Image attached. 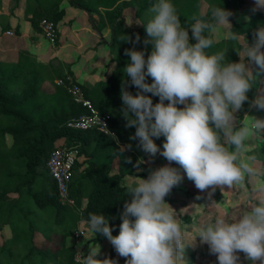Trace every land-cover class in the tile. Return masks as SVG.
<instances>
[{
	"label": "clouds",
	"instance_id": "1",
	"mask_svg": "<svg viewBox=\"0 0 264 264\" xmlns=\"http://www.w3.org/2000/svg\"><path fill=\"white\" fill-rule=\"evenodd\" d=\"M260 10L264 0H255L252 11ZM148 13L150 18L142 23L143 44L152 50L147 58L145 51L135 47L125 50L130 62L123 69L121 115L127 128L136 129L130 139L138 140L137 146L149 157L159 154L168 164L150 171L147 179L127 183L132 199L124 202L118 235H113L104 214L89 213L85 223L111 243L125 264H178L188 243L175 210L165 200L184 178L172 163L183 169L199 191L210 189L209 196L217 188L224 192L243 186L246 179L258 175L251 163L255 157L245 160L241 153L251 130L264 131V119H255L250 128L246 121H237V113L248 101L257 75L264 73V26L253 32V44L246 40L241 49L234 48L240 61L232 62L226 50L209 51L222 26L227 27L231 41H240V33L232 30L231 11L214 6L210 18L194 15L187 28L171 0H157ZM189 30L196 43L190 42ZM121 41L135 45L141 38L137 34L133 41L125 34ZM253 64L257 73L250 67ZM130 85L136 87L135 95L128 91ZM251 106L264 110V95ZM161 137L162 149L155 142ZM252 191L254 199L237 218L218 216L200 228L197 237L208 245L217 264H241L240 253L251 264H264V183ZM100 251L89 245L84 264H117L111 258L98 259Z\"/></svg>",
	"mask_w": 264,
	"mask_h": 264
},
{
	"label": "trees",
	"instance_id": "2",
	"mask_svg": "<svg viewBox=\"0 0 264 264\" xmlns=\"http://www.w3.org/2000/svg\"><path fill=\"white\" fill-rule=\"evenodd\" d=\"M12 1L20 3L22 0ZM65 2L88 14L102 15L101 22L111 31L108 46L116 54L114 69L105 81L87 85L76 80L70 66L66 72L59 70L48 75L51 62L42 63L27 51L21 52L16 62L0 61V264H75L77 249L67 245V239L77 230L79 222L87 221L89 213L107 216L114 229L113 235H118L124 202L132 199L126 191L124 179L135 177L134 169H143V160L148 157L137 146L139 141L130 139L135 127L125 126L126 121L121 115V85L126 79L123 69L130 62L125 50L135 47L138 51H145V58L151 53V45L145 49L143 44L146 31L142 23L150 18L148 9L157 0H24V17L32 31L42 34L44 19L53 21L58 27L66 14ZM171 2L185 28L193 22L194 15L202 14L203 2L208 7L204 15L206 19L210 18L214 6L231 11L232 30L239 32L250 45L254 43L253 32L262 26L263 16L258 19L256 13L249 22L238 21L245 0ZM125 4L139 7L137 18L142 24L139 30L127 25L122 13ZM3 30L21 34L19 25L11 30L7 24ZM125 34L133 41L139 34L141 42L134 45L121 41ZM191 35L189 30L190 42L196 43ZM215 41L210 52L226 50L228 61L238 60L234 48H242L241 39L239 42L230 39ZM69 75L82 87L94 106L110 116L115 136L96 128L77 130L68 127L71 119L86 112L66 87L56 84L57 80ZM48 82L54 85L53 91L43 90ZM147 82L152 83V78L148 77ZM253 89L254 85L247 93L248 101L243 109L248 107ZM128 91L134 95L137 93L136 87L131 85ZM152 99L154 103L159 102L158 97ZM244 114L245 111L239 114L241 120ZM63 146L79 152L69 190L75 205L61 202L57 183L48 168L52 153ZM116 161L117 172L113 173ZM5 227L10 236L3 238ZM106 241L99 234H95L92 240L94 244ZM110 258L117 264H125V258L118 260L114 254Z\"/></svg>",
	"mask_w": 264,
	"mask_h": 264
},
{
	"label": "rangeland",
	"instance_id": "3",
	"mask_svg": "<svg viewBox=\"0 0 264 264\" xmlns=\"http://www.w3.org/2000/svg\"><path fill=\"white\" fill-rule=\"evenodd\" d=\"M246 5L241 10V15L238 21L249 22L253 16H263L262 26H264V10L253 12L255 0H245ZM24 0L16 3L12 0L0 1V61L18 59L20 49L26 50L32 57L42 63L51 62L47 74L51 75L55 71H67L71 67L78 71L80 78L84 81V75L99 78H108L114 69L113 60L116 56L109 46L110 27L103 25L101 22L102 15L97 13L88 14L83 10L72 7L65 2L63 7L66 8V14L62 21L58 24V42L52 47L39 34H35L38 38V52L28 50L30 45L29 23L24 17ZM139 11L138 6L125 4L122 6V13L126 18V23L130 28L139 30L142 24L137 18ZM208 11L207 3L203 2L201 13L203 15ZM256 13V14H255ZM250 18V19H248ZM139 22V23H137ZM10 25L13 30L18 25L20 30L26 33V37L19 38L14 32H4V26ZM96 29H95V28ZM96 30V31H95ZM227 27H220L216 30L214 37L217 41L227 42L229 38L226 35ZM28 31V32H27ZM242 44L246 41L241 37ZM248 43V42H247ZM249 44V43H248ZM250 45V44H249ZM240 61V56L236 62ZM73 67V69H72ZM254 73L258 72L255 65H250ZM102 80V79H101ZM45 91H53L54 85L46 83L43 87ZM264 95V73L257 75V80L254 83L252 97L248 107L237 113V121H246L251 128L255 119H264V110L251 106L257 97ZM245 111L244 118L241 120L239 114ZM164 137L159 138L157 145L162 149ZM125 150V147L122 146ZM148 156V155H147ZM249 156H254L255 160L251 161L252 166L257 169L258 175L251 179H246L243 186H234L233 189L225 188L221 192L219 188L215 192L209 193L211 190L204 192L199 191L194 183L188 180L183 169L175 162L172 167L178 168L184 176L183 180L172 189L171 193L165 198L166 202L175 210L177 218L182 225L185 242L188 243L184 252V259L178 261V264H217L215 255L209 253L207 244H201L200 238L197 237L200 228L207 222L214 221L218 216L235 219L245 209L248 202L254 199L255 194L252 188L259 183H264V131L251 130L246 141L244 152L241 153V158L247 160ZM118 162L116 161L115 167ZM144 167H136L134 169V178H127L124 184L135 182L141 179H147L150 171L168 164V161L159 154L155 158L146 157L143 160ZM199 197V199L197 198ZM15 198V197H14ZM11 199L12 201L14 200ZM10 231L7 227L3 230V238L9 237ZM95 234L89 229L84 222H79L77 230L67 239V245L73 246L77 252L84 257L89 253V245L100 247L101 251L98 259L110 258L114 254L116 259L122 260L115 251L109 241L103 244H94L92 242ZM2 237H0V241ZM241 264H251L244 258V254L240 253ZM259 264V262H258Z\"/></svg>",
	"mask_w": 264,
	"mask_h": 264
},
{
	"label": "built area",
	"instance_id": "4",
	"mask_svg": "<svg viewBox=\"0 0 264 264\" xmlns=\"http://www.w3.org/2000/svg\"><path fill=\"white\" fill-rule=\"evenodd\" d=\"M42 35L47 41L55 46L58 42V27L48 19H44L41 23ZM58 86H64L73 96L76 103L82 105L86 112L68 122V127L77 130H89L96 128L106 135L115 136L111 129L110 116L100 112L87 98L82 87L79 86L72 76L66 79L56 81ZM79 152L77 149L63 146L57 148L48 161V168L57 183L60 200L63 204L75 205V200L70 196V183L74 177V166L78 159ZM84 256L77 252L75 256V264H84Z\"/></svg>",
	"mask_w": 264,
	"mask_h": 264
},
{
	"label": "crops",
	"instance_id": "5",
	"mask_svg": "<svg viewBox=\"0 0 264 264\" xmlns=\"http://www.w3.org/2000/svg\"><path fill=\"white\" fill-rule=\"evenodd\" d=\"M27 23H29L28 21H26ZM29 26H30V23H29ZM29 31V33H30V35L31 36H29L30 37V45L31 46H28L29 47V49L28 50H31L32 52H34L35 53V51L36 52H38V50L39 49H37V46L35 45L37 42H38V38H36L37 36L35 35L36 33L35 32H33L32 31V29H31V26H30V29L28 30ZM27 31V32H28ZM21 34H22V29H21ZM17 35L19 38H24V37H26V33L25 32H23V35ZM39 36H41L44 40H46V42L50 45V46H52V47H54L53 45H51L48 41H47V39L42 35V34H39ZM23 51H26V50H22V49H20L19 50V54H18V57H19V55H20V53L21 52H23ZM18 60V59H17ZM16 60V61H17ZM6 61H11V62H16V61H13V60H6ZM43 62V61H42ZM72 69H73V67H72ZM73 74H74V77L76 78V80L77 81H79L80 83H82V84H87V85H93V84H96V83H98V82H101V81H105L106 79H104V78H99V77H95V75L94 74H92L91 76H87V75H84V81H82L81 80V78H80V76H79V72L78 71H75L74 69H73ZM109 77V76H108ZM102 79V80H101ZM117 172V168L115 167L114 168V171H113V173H116ZM127 178H129V179H131V178H134V177H126L125 179H127ZM124 179V180H125Z\"/></svg>",
	"mask_w": 264,
	"mask_h": 264
}]
</instances>
